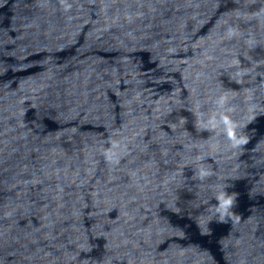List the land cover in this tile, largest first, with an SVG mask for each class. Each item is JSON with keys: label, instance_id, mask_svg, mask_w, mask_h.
Wrapping results in <instances>:
<instances>
[{"label": "clouds", "instance_id": "clouds-1", "mask_svg": "<svg viewBox=\"0 0 264 264\" xmlns=\"http://www.w3.org/2000/svg\"><path fill=\"white\" fill-rule=\"evenodd\" d=\"M219 199L220 205L218 210L223 214L224 212L228 211V207L232 203V197L225 196L223 193H221Z\"/></svg>", "mask_w": 264, "mask_h": 264}]
</instances>
